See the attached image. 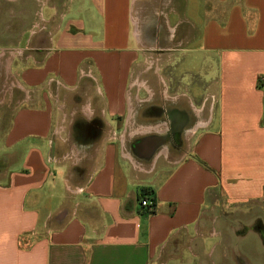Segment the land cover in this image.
<instances>
[{"label": "crops", "instance_id": "crops-1", "mask_svg": "<svg viewBox=\"0 0 264 264\" xmlns=\"http://www.w3.org/2000/svg\"><path fill=\"white\" fill-rule=\"evenodd\" d=\"M206 1L216 8L194 13L187 48L177 45L191 91H162L177 108L136 122L132 0H0L11 23L27 24L1 30L46 51L20 60L13 88L25 95L0 115V264H264V0ZM22 51L0 47V58ZM70 52L96 66L103 88L97 109L83 90L56 118L38 71ZM77 117L90 140L60 137Z\"/></svg>", "mask_w": 264, "mask_h": 264}, {"label": "rangeland", "instance_id": "rangeland-1", "mask_svg": "<svg viewBox=\"0 0 264 264\" xmlns=\"http://www.w3.org/2000/svg\"><path fill=\"white\" fill-rule=\"evenodd\" d=\"M11 8L10 4H0V47L7 48L13 45L16 48H21L23 54L21 52L17 55L16 52H12L11 55H5V57L0 58V115L2 110L5 109L6 111H10L12 108L16 107L17 100H19L21 95H25L19 88L16 89L11 86L12 83L17 82L16 79L18 77L16 69L21 63L20 60L25 59L26 61L29 55H33L36 60L40 61L46 53L42 48L39 47V49L38 46H35L34 50L32 49L33 46H28V37L26 35L6 34L1 30L2 27L6 29L7 26L9 28L14 26V24H19L20 27H23L21 26L22 23L25 24L24 28L27 27L26 21L16 18L12 19L13 23H11ZM215 8L214 4H210L206 0H132V24L130 25V35L134 45L131 43L128 47L131 45L134 46L133 48L137 53L131 55L133 69L128 93L130 94L132 108L138 113L136 114V122L143 120L140 117V113L145 111L146 114L150 113L147 116L149 121L160 120L161 118L165 120V113L162 115L156 114L158 107L159 109L162 108L161 104H167L166 108L168 110L177 108V106L172 103L176 102L175 100L172 99L173 101H171L169 99L166 101V99H162V91H166L170 96H174L173 94H177L178 91H184L186 93L191 91V83L189 82L191 80V74L182 70L184 61H182V53L178 50L180 47H177L179 43L178 40L183 38L184 44L181 49L187 48V37L189 39L192 36L190 33H192L195 28L193 14L201 10L209 12V9L213 12ZM15 15H17L16 11L13 16ZM170 34H174L175 36L171 41ZM17 42H21L22 44H18ZM45 48L48 47L46 46ZM66 56L67 57H65L62 63L57 62L54 57L49 58L43 64L41 71H38L40 72V79H42L45 84H48L49 90L55 93V98L52 97V102L48 101V106L54 108L56 118L62 114L64 108H67L69 111L73 102L75 105H80L82 103L79 93L83 94V90H86L92 107L97 109V95H99V88H103L102 79L96 66L94 67L91 62H79L80 58L78 54L70 52L67 53ZM11 58H14L12 59V62L14 61V66L12 67V74L7 76L6 72L9 73L11 68ZM29 60L31 61L32 59ZM3 68L6 71H3ZM32 69L33 68L28 70ZM26 71L22 69L20 72L21 76L26 75ZM82 71L92 74L90 79L81 80ZM160 75L164 77L168 88L165 87V84H162ZM7 79H9L8 84L6 83ZM86 82L89 83V88L85 87L84 83ZM136 82L139 83L137 84ZM60 83L65 84L69 89L67 90L61 87ZM133 84L136 85L133 87ZM174 86L179 87L181 91ZM48 93L49 92L46 91V94ZM149 93L151 95L153 94L151 100H149ZM178 96L180 97V95ZM137 98L144 102H138ZM180 99L181 98L178 100L179 108L186 107L185 104V106H182L184 102ZM203 103H205V100H202L198 107L202 109ZM59 104L63 105V108L60 110L58 109ZM140 109H142V111ZM153 111H155L154 114H152ZM188 112L189 111H187V113ZM205 112L206 110L203 111L204 115ZM87 113L88 116H90L89 110ZM203 114L200 113V115ZM82 120L81 117H77L73 122L74 125L76 123L75 127H71L70 119L65 123V119H63L59 126L61 129L59 132L60 137H67L70 138V140H74L76 136L77 139H81L82 141H88V139L90 140L93 138V130L87 131L89 124H81L83 122ZM196 120V116H192L187 124V120L185 119V122H183L180 127L185 125V129H187V126H190L191 122L192 126ZM168 125L169 128H171L167 135H171L173 129L172 121H169ZM78 127L84 129L82 136L78 134L80 129L75 130L78 129ZM110 135L114 137L113 133ZM172 135L176 136V133L172 132ZM118 138H120V136Z\"/></svg>", "mask_w": 264, "mask_h": 264}, {"label": "built area", "instance_id": "built-area-1", "mask_svg": "<svg viewBox=\"0 0 264 264\" xmlns=\"http://www.w3.org/2000/svg\"><path fill=\"white\" fill-rule=\"evenodd\" d=\"M140 206L145 209L148 214L152 213L154 210L153 202L148 199L140 200Z\"/></svg>", "mask_w": 264, "mask_h": 264}, {"label": "flooded vegetation", "instance_id": "flooded-vegetation-1", "mask_svg": "<svg viewBox=\"0 0 264 264\" xmlns=\"http://www.w3.org/2000/svg\"><path fill=\"white\" fill-rule=\"evenodd\" d=\"M5 55H10V54H9V52H7L6 54H3V56H2L1 58L5 57ZM0 67H1V66H0ZM4 70H5V69L3 68V71H4ZM5 71H6V70H5ZM6 74H7V76L12 74V70H11V68H10L9 73L6 72ZM8 81H9V79H7V82H6L7 84L9 83ZM13 85H14V83H13L11 86H13ZM14 87H15V85H14ZM154 112H155V111H153L152 113L154 114ZM180 122H181V121H180ZM180 122H179V123H180Z\"/></svg>", "mask_w": 264, "mask_h": 264}, {"label": "bare ground", "instance_id": "bare-ground-1", "mask_svg": "<svg viewBox=\"0 0 264 264\" xmlns=\"http://www.w3.org/2000/svg\"><path fill=\"white\" fill-rule=\"evenodd\" d=\"M11 60V59H10ZM7 68H9V67H7ZM142 131H144V132H149L150 131V129H148V128H146V129H142ZM152 131V130H151ZM160 132V131H159ZM168 132V131H167ZM162 134V133H161ZM163 135V134H162Z\"/></svg>", "mask_w": 264, "mask_h": 264}]
</instances>
